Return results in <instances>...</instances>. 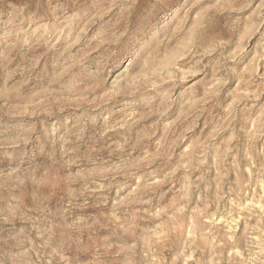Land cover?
Instances as JSON below:
<instances>
[{
  "label": "rangeland",
  "instance_id": "1",
  "mask_svg": "<svg viewBox=\"0 0 264 264\" xmlns=\"http://www.w3.org/2000/svg\"><path fill=\"white\" fill-rule=\"evenodd\" d=\"M0 264H264V0H0Z\"/></svg>",
  "mask_w": 264,
  "mask_h": 264
}]
</instances>
